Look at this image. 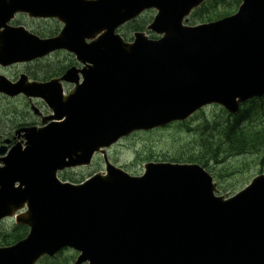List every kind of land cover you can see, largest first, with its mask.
<instances>
[{
	"label": "water",
	"instance_id": "95a60500",
	"mask_svg": "<svg viewBox=\"0 0 264 264\" xmlns=\"http://www.w3.org/2000/svg\"><path fill=\"white\" fill-rule=\"evenodd\" d=\"M202 1L0 0V63L64 49L85 67L26 87L0 80V92L32 95L53 113L0 159V221L14 217L29 229L0 248V264H36L64 248L81 253L75 264H264V175L228 199L214 196L197 165L150 163L131 177L104 158L106 174L82 184L56 177L133 132L184 121L209 104L235 114L264 93V0H241L235 16L213 24L182 26ZM148 9L156 11L148 30L162 39L136 34L124 43L117 28ZM17 13L64 28L39 39L7 26ZM78 73L82 85L63 97L60 80L77 83Z\"/></svg>",
	"mask_w": 264,
	"mask_h": 264
},
{
	"label": "rangeland",
	"instance_id": "374dc122",
	"mask_svg": "<svg viewBox=\"0 0 264 264\" xmlns=\"http://www.w3.org/2000/svg\"><path fill=\"white\" fill-rule=\"evenodd\" d=\"M153 12L146 13L138 20L139 26L144 28L153 17ZM22 22H26L23 20ZM30 29L44 32L46 34L56 33L61 27L55 21L33 22L28 26ZM69 63V58L64 55H54L44 60L38 65H32V74L41 75L45 72V67L55 65L56 67ZM217 110L209 108L203 114H197L194 120L189 123L190 130L183 126H166L161 130H154L148 133L137 132L121 139L108 151V157L112 163L122 167L130 173L141 174L142 166L147 162H175L179 156L186 157L198 150L194 141L197 134L196 127L201 122L205 114L208 120L213 119ZM179 163V162H175ZM209 168L221 176L219 180L227 188V194H232L245 186L247 182L258 175L264 173V153L246 154L237 157L222 159L219 162L209 161ZM9 223L8 228L11 227ZM74 258L72 259V257ZM76 255L73 251L67 250L61 254L54 262L59 264L63 258H71L72 263ZM51 261V260H50ZM41 264V263H40Z\"/></svg>",
	"mask_w": 264,
	"mask_h": 264
},
{
	"label": "trees",
	"instance_id": "16d2710c",
	"mask_svg": "<svg viewBox=\"0 0 264 264\" xmlns=\"http://www.w3.org/2000/svg\"><path fill=\"white\" fill-rule=\"evenodd\" d=\"M237 6V0H206L194 12L193 21L206 22L221 18L233 13ZM221 115H214L213 119L203 122L199 127L196 152L186 157L179 156L174 161L197 163L210 170L209 161L219 162L230 157L264 153V97L250 101L235 117L224 112ZM26 232L25 227H14L0 236V243L13 244L23 239ZM68 260L63 258L61 263Z\"/></svg>",
	"mask_w": 264,
	"mask_h": 264
},
{
	"label": "flooded vegetation",
	"instance_id": "af4514ba",
	"mask_svg": "<svg viewBox=\"0 0 264 264\" xmlns=\"http://www.w3.org/2000/svg\"><path fill=\"white\" fill-rule=\"evenodd\" d=\"M18 18L29 20L24 15L19 16L16 17L12 25L28 27V24L17 20ZM29 21L32 23V20ZM30 31L32 32V30ZM2 76L12 83H16L20 77H23L25 82L32 83V62L9 67L0 66V77ZM22 86L26 87L27 84L25 83ZM37 102L40 103V101ZM32 103H34L32 95L25 96L19 94L9 97L0 93V150L4 149L6 152L13 145L21 143L23 141L21 136L25 135L24 130L32 129V126L40 127L38 117L32 115ZM101 171H104V166L101 163L95 162L88 167L64 170L58 174V177L61 180L74 183ZM8 222H2L0 230H3V225L7 227Z\"/></svg>",
	"mask_w": 264,
	"mask_h": 264
}]
</instances>
